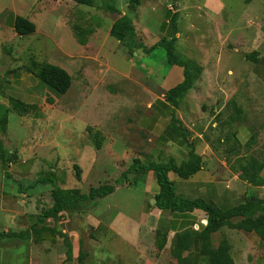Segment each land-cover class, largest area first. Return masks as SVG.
Here are the masks:
<instances>
[{"label":"rangeland","instance_id":"obj_1","mask_svg":"<svg viewBox=\"0 0 264 264\" xmlns=\"http://www.w3.org/2000/svg\"><path fill=\"white\" fill-rule=\"evenodd\" d=\"M129 2L116 0L118 14L73 0H0L4 14L28 17L26 13L38 26L34 34L21 37L14 29L0 30V88L7 108L1 115L9 118L5 128L0 125V141L9 154L18 156L7 165L0 158V230L30 229L35 216L54 204V187L86 193L114 183L136 158L152 161L147 154L155 144L137 120L152 92L158 93L156 85L163 76L160 69L147 67L144 54L165 37L161 26L167 11L177 16L178 54L202 67L179 104L183 111L194 112L189 120L205 116L211 121L206 134L211 142L235 123L247 122L254 135H262L264 0H140L136 9ZM123 14L133 19L137 38L145 45L138 55L129 54L110 34ZM78 25L91 30L85 46L76 40ZM32 59L63 64L73 76L67 93L56 97L38 82L25 68ZM22 81L33 94L24 102L36 105L26 115L15 110L12 100L17 93L5 86H20ZM44 91L49 98L43 99ZM252 142L253 136L248 144ZM40 177L54 183H38ZM144 179L146 173H130L117 195L85 201L76 210L49 217L28 239H10L23 245L27 258L33 249L39 258L47 256L46 264H59L74 254L81 264L100 256L106 264L108 251L124 250L108 227L119 216L112 212L117 197L140 195ZM120 202L127 206L131 200Z\"/></svg>","mask_w":264,"mask_h":264},{"label":"crops","instance_id":"obj_2","mask_svg":"<svg viewBox=\"0 0 264 264\" xmlns=\"http://www.w3.org/2000/svg\"><path fill=\"white\" fill-rule=\"evenodd\" d=\"M4 11L5 9L0 11V16L4 15L0 30L14 29L15 17L20 14L15 13L11 16L12 12L4 14ZM25 15L28 19L31 17L33 21L34 17L26 13ZM172 15L174 14L167 11L165 22L161 26L165 37L168 38L172 37L173 29L167 17ZM16 34L20 36L17 32ZM76 40L78 41L77 37ZM87 42L79 44L85 46ZM140 49H145L143 43L138 50ZM137 51L134 54L138 55ZM144 55L148 68L160 69L163 73L156 85L158 93L156 90L152 92L147 108L137 120L139 128L148 134L149 141L155 144L148 152L147 158L156 163L170 162L179 168L189 162L192 150L201 158V168L186 178L174 171L168 172V177L174 183L176 195L189 200L201 198L212 201L222 211L245 204L251 199L264 200V147L260 146L264 143V140L261 141L264 131L262 135L256 136L251 132L247 122L235 123L233 129L224 131L228 139L223 136L212 142L207 140V129L211 121L205 116L197 121H190L193 111L186 112L180 106L174 107L165 98V93L169 89L184 80L183 67L169 65L166 51L161 46L151 49ZM57 64L67 70L63 64ZM5 86L17 93V99L13 100L19 98L22 102H29L27 100L33 95L28 91L24 81L20 86L10 82ZM49 97L50 95L47 96V92L44 91L43 99ZM4 100L0 88V118L7 110ZM181 125L188 132L185 139ZM252 136L253 142L250 145L248 141ZM257 153H261V156ZM141 186V194L138 196L135 193L131 198L117 197L118 201L116 200L117 204H114L112 212L124 218L118 219V216L108 224V227L109 232L112 230L116 238L121 240V247L124 250L116 253L108 251L110 256L106 264H208L206 257L201 254V242L198 239V235L205 229L207 214L199 209L178 212L156 207L155 196L160 191V186L154 171L146 172V179L142 181ZM121 190L123 185L117 186L114 193L105 198L117 195ZM120 199L131 202L125 206ZM243 218L236 216L231 222L237 223ZM12 239L0 243V264H46L47 256L39 258L38 251L33 249L27 258L23 245H18ZM222 242L228 245L229 255L234 264H264V237H260L255 231L226 225L212 233L214 247ZM99 259L101 263L105 260L104 256L88 258L85 264H97ZM59 264L81 263L74 254L64 257Z\"/></svg>","mask_w":264,"mask_h":264},{"label":"trees","instance_id":"obj_3","mask_svg":"<svg viewBox=\"0 0 264 264\" xmlns=\"http://www.w3.org/2000/svg\"><path fill=\"white\" fill-rule=\"evenodd\" d=\"M73 1L82 5L103 9L109 13L121 14L120 9L116 4V0ZM246 1L250 2L251 0ZM139 2L140 0H130V8L136 9ZM167 19L173 29L172 37H164L149 49H154L157 46L163 47L166 51L168 64L183 67L184 80L165 93V98L174 107H178L180 101L193 87L195 80L201 74L202 67L197 65L193 60L186 59L178 54L175 45L177 40V16L174 14L167 17ZM74 28V32L79 43L85 44L87 41L86 37L89 33H91V30L83 28L79 25ZM14 29L20 36H25L34 34L37 30V26L27 17L17 15L14 20ZM110 34L120 41V43L126 47L127 51L131 55L142 46V43L137 38L134 21L126 14L120 15L114 21ZM249 56L253 60L258 61L253 54ZM25 67L42 83H44L56 97H61L66 94L71 87L73 80L72 75L59 65L32 59ZM12 104L15 110L22 115L28 114L31 109L36 107L35 104L24 103L20 100H12ZM231 118L234 120L236 117L231 116ZM7 122L8 115L7 113H4L0 118V125L5 128ZM181 127L183 129V138L185 139L188 132L182 125ZM225 138L228 139V136H225ZM0 158L2 162L7 165L16 161L18 156L14 153L9 154V152L5 150L2 141H0ZM200 168L201 158L194 153V150H192L189 162L182 168H179L170 162L156 163L152 161H142L140 158H136L129 168L125 170L112 184H103L97 187H91L86 193H80L76 189L64 190L54 187V204L50 208L35 216V224L30 229L19 232H7L0 230V243L6 242L8 239L14 237L28 239L31 235V231L36 230V226L43 224L47 218L56 217L65 211L76 210L82 202L102 199L109 196L114 193L117 186L126 182L130 173H146L148 171H154L157 182L160 186V191L155 196L156 207L162 210H172L178 212L194 211L196 209L204 211L207 214L205 229L198 235V239L201 242V254L206 257L208 264H234L229 255V247L225 242L220 243L217 247L212 245V233L218 231L223 226L228 225L230 227L244 229L246 231H255L260 237H264V200L251 199L245 204L222 211L212 201L201 198L189 200L177 196L174 183L168 177V172L174 171L178 173L179 176L186 178ZM77 169V176L80 178V169L79 167ZM5 175L7 178H12L8 172H6ZM46 182L54 183V180L52 178L45 179L43 177L38 179V183ZM257 212L259 213L257 214ZM236 216H243L244 218L237 223H232L231 219ZM42 228H40V230Z\"/></svg>","mask_w":264,"mask_h":264},{"label":"built area","instance_id":"obj_4","mask_svg":"<svg viewBox=\"0 0 264 264\" xmlns=\"http://www.w3.org/2000/svg\"><path fill=\"white\" fill-rule=\"evenodd\" d=\"M205 223H206V221H205Z\"/></svg>","mask_w":264,"mask_h":264}]
</instances>
